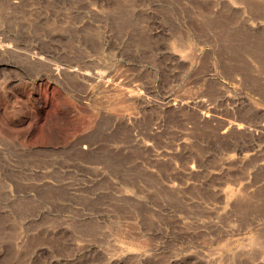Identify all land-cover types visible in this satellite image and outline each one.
Segmentation results:
<instances>
[{
	"label": "rangeland",
	"instance_id": "obj_1",
	"mask_svg": "<svg viewBox=\"0 0 264 264\" xmlns=\"http://www.w3.org/2000/svg\"><path fill=\"white\" fill-rule=\"evenodd\" d=\"M0 264H264V0H0Z\"/></svg>",
	"mask_w": 264,
	"mask_h": 264
},
{
	"label": "bare ground",
	"instance_id": "obj_2",
	"mask_svg": "<svg viewBox=\"0 0 264 264\" xmlns=\"http://www.w3.org/2000/svg\"><path fill=\"white\" fill-rule=\"evenodd\" d=\"M241 129V128H240Z\"/></svg>",
	"mask_w": 264,
	"mask_h": 264
}]
</instances>
